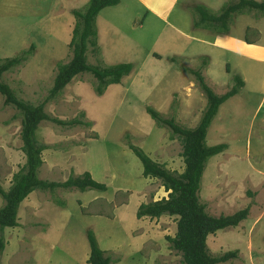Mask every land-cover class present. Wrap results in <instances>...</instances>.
I'll return each mask as SVG.
<instances>
[{"label": "rangeland", "instance_id": "rangeland-1", "mask_svg": "<svg viewBox=\"0 0 264 264\" xmlns=\"http://www.w3.org/2000/svg\"><path fill=\"white\" fill-rule=\"evenodd\" d=\"M171 1L150 0L156 9L169 8ZM87 2L0 0V63L31 48L26 61L1 81L24 102L45 103L50 118L89 123L70 128L45 120L38 125L36 140L46 148L38 178L60 183L88 172L107 187L104 192L33 191L19 205L18 226L0 232L5 242L1 264H88V230L111 264H183L166 239L175 235L177 217L136 218L141 204L166 193L159 180L142 176V165L128 146L142 149L170 172H183L179 137L168 126L157 125L146 108L182 128L196 127L206 97L194 71L201 72L216 95L233 87L234 75L244 81L219 106L207 130L206 144H225L226 149L208 160L199 201L213 217L245 208L248 215L237 227L209 235L208 253L236 252L235 258L218 264H264V17L254 10L235 11L226 26L196 29L198 8L219 16L238 0H178L165 21L145 18L140 0H119L98 14L99 54L87 51L86 63H129L130 74L98 96L94 77L80 73L59 95L48 98L57 64L71 58V11L83 10ZM180 15L183 20L177 22ZM176 27L190 37L179 35ZM21 119L0 95V187L5 191L25 164Z\"/></svg>", "mask_w": 264, "mask_h": 264}, {"label": "trees", "instance_id": "trees-1", "mask_svg": "<svg viewBox=\"0 0 264 264\" xmlns=\"http://www.w3.org/2000/svg\"><path fill=\"white\" fill-rule=\"evenodd\" d=\"M119 0H88L83 10L73 9L71 14L75 18L71 39L68 44L71 50V58L66 63H58L53 86L48 98H54L80 73L91 74L97 82L94 88L96 95L101 96L106 88L112 84H119L121 79L132 71V65L121 63L115 65H88L86 52L99 54L97 43L96 18L100 11L107 7L118 5ZM219 16L208 14L204 9L198 8V19H193L194 28H211V24L222 23L226 26L230 13L254 10L264 17V2L253 0H238V3L223 9ZM226 29V28H225ZM27 52L13 58H7L0 63V95L6 106H13L20 112L22 141L21 151L25 156V164L13 175L11 186L7 191L0 187V197L3 206L0 208V232L5 228L18 226L17 210L22 201L35 190L76 189L80 192L86 190H107L105 184L96 182L88 172L78 177L70 176L64 182H49L38 178V170L41 167L42 152L45 146L36 140V131L42 121H51L63 127L89 126L74 119L62 121L50 118L44 112L45 103L32 105L17 98L10 87L1 81L2 75L12 68L26 61ZM229 71V67L227 68ZM206 97V105L196 127L187 129L177 125L173 119H164L154 109L147 107L146 113L159 126H168L173 134L177 135L182 144V157L184 169L180 174H175L148 157L142 149L129 145V149L135 154L142 165V176L157 179L161 182L166 196L148 204H141L136 212V218L158 219L161 216H175L176 232L173 237L166 239L171 249L181 255L183 264H218L225 263L236 257V252H226L218 257H212L208 253L207 238L220 230L235 228L244 221L248 215V209L239 210L231 215L213 217L205 210V205L199 201L201 179L208 160L219 155L226 149L225 144L208 146L205 142L207 130L216 116L219 106L230 97L236 95L244 86V81L239 75H234L233 87L222 95H216L204 81L200 71L192 72ZM89 246L88 264H111V258L98 246L92 230L86 233ZM5 248V242L0 235V259ZM1 264V261H0Z\"/></svg>", "mask_w": 264, "mask_h": 264}, {"label": "crops", "instance_id": "crops-1", "mask_svg": "<svg viewBox=\"0 0 264 264\" xmlns=\"http://www.w3.org/2000/svg\"><path fill=\"white\" fill-rule=\"evenodd\" d=\"M177 1L178 0H172L170 7L166 8V9H156V7H154L151 4L150 0H140V4L142 5V7L145 10V18H147V16L154 15L157 18L165 21L167 19V17L170 15V13L172 12V10H173V8L175 6V3ZM175 20L177 22H181V20H183L182 15H180L179 17L176 16ZM189 25L191 26V23ZM176 31L182 37H185V38L190 37V33L186 32V31H183L182 29H179V28L176 27ZM155 55L159 56V54L158 55L155 54Z\"/></svg>", "mask_w": 264, "mask_h": 264}]
</instances>
